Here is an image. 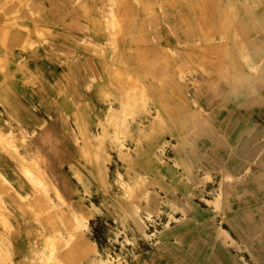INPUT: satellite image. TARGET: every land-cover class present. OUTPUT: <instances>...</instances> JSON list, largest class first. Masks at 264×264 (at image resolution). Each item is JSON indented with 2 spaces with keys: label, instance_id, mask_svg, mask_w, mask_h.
<instances>
[{
  "label": "rangeland",
  "instance_id": "rangeland-1",
  "mask_svg": "<svg viewBox=\"0 0 264 264\" xmlns=\"http://www.w3.org/2000/svg\"><path fill=\"white\" fill-rule=\"evenodd\" d=\"M56 1L68 6L62 20L46 12L45 6L54 5V0H0V52L30 53L35 45L49 40L56 44L55 53H64L65 59L79 53L97 59L96 65L87 63L93 77L87 79L86 90L73 72L68 76V106L73 115L68 133L70 174L65 180L69 195L55 194L58 201L49 199L50 205L39 212L27 206L37 235L28 242L27 253H15L13 230H0V264H89L97 255L95 250L103 253L105 249H109L110 264H177L176 258L185 259L183 251L189 247L194 248L188 256L195 263L239 264L231 248L225 250L217 240L220 228L236 239L227 222L233 215L208 201L223 189L235 211L250 207H241L240 202L251 198L260 204L264 196V153L249 162L250 169L243 174L235 173L227 159L228 152L233 157L243 155L248 135L264 133V0H209L206 7V0ZM204 10L211 18L203 17ZM215 15L222 26L212 29ZM15 22L32 30L26 42L7 35ZM34 25L43 30L33 32ZM213 79L219 83L220 94L203 95ZM109 107L115 112L111 122L106 117ZM13 130L6 136L10 140L6 149L19 145L27 150L31 138L16 127ZM163 143L161 150L158 146ZM31 144L37 146L34 141ZM100 159L105 169L109 167V176L87 187L77 172L87 174ZM23 164L24 169L36 167L37 181L48 182L44 159L36 161L35 167ZM136 169L145 171L150 181L133 190L129 177ZM228 175L232 178L224 185ZM146 188L152 191L149 202L138 199ZM41 192L46 197L49 189ZM155 192L187 211L183 225L172 221V232L166 227V206ZM131 202L140 209L138 216H133ZM5 217L0 213V220ZM78 224L76 234L70 236L67 228ZM246 257L249 264H264L250 254Z\"/></svg>",
  "mask_w": 264,
  "mask_h": 264
},
{
  "label": "crops",
  "instance_id": "crops-1",
  "mask_svg": "<svg viewBox=\"0 0 264 264\" xmlns=\"http://www.w3.org/2000/svg\"><path fill=\"white\" fill-rule=\"evenodd\" d=\"M54 1V5L45 6L46 12L65 17V14H68V6ZM60 17L58 20H62ZM55 46L54 42L46 40L42 45H35L30 53L18 49L14 50L13 54L0 52V134L7 139L6 136L13 134V128L16 127L28 140L31 138L28 144L26 142L29 147L27 150L19 145L8 150L0 149V176L4 180L0 183V213L6 214L5 219L0 220V230L10 228L15 232L11 243L15 253L20 256L28 252V242L37 236L34 233L36 223L32 222L27 206L39 212L50 205L49 199L58 201L55 194L62 198L69 195V187L65 180L66 174H70L68 164L72 148L68 133L72 128L73 115L68 106L71 105L68 103L70 101L68 76L70 71L73 72L81 81V88L86 90L87 79L93 77L87 63L88 61L94 65L97 63V59H88L80 53L65 59L64 53H55ZM83 93L87 97L88 93L86 91ZM79 106L81 111V105ZM10 120L13 123L11 125ZM19 133L16 132V136L22 138L19 137ZM248 138L247 144L242 146V156L233 157L227 153L231 168L237 174L246 173L250 169L249 162L257 161L264 153V133L248 135ZM32 141L37 143V146L32 145ZM241 141L242 139L239 140ZM43 159L47 183H40L35 179L37 174L35 163L36 161L42 163ZM234 161L238 162L239 166L234 164ZM23 163L25 166L31 164L35 167L34 170H30L29 167L24 169ZM46 187L49 194L45 197L41 190ZM260 201L259 204L249 198L245 202H240L241 207H250L235 211L247 216L251 214L253 220L248 221L246 227L239 232L232 230L231 233L236 239L241 238L250 243L253 246V253L262 261L264 196H261ZM193 250V247L184 250L183 254L186 257L185 259L177 257V264H199L195 263L194 257L191 256ZM231 250L235 254L232 248ZM222 252L225 253L224 250ZM232 252L228 254L231 255ZM189 254L191 255L188 256Z\"/></svg>",
  "mask_w": 264,
  "mask_h": 264
},
{
  "label": "bare ground",
  "instance_id": "bare-ground-1",
  "mask_svg": "<svg viewBox=\"0 0 264 264\" xmlns=\"http://www.w3.org/2000/svg\"><path fill=\"white\" fill-rule=\"evenodd\" d=\"M118 1V0H117ZM221 2L223 1V0H220ZM205 4H203L205 7L207 6V5H209L208 3H210L209 2V0H206V2H204ZM231 3V2H230ZM250 3V2H249ZM258 3V2H257ZM193 4V3H192ZM253 4V3H252ZM260 5L262 4V3H259ZM126 5H127V3H126ZM214 6L216 7V8H218V6L219 5H217L216 4V2H214ZM229 6H231V5H229ZM236 6V5H235ZM226 8V7H225ZM234 9H235V7H234ZM257 9V8H256ZM112 10V9H111ZM225 11V10H224ZM226 11H227V8H226ZM252 11V10H251ZM261 11V10H260ZM112 13V12H111ZM146 13V12H145ZM148 13V12H147ZM262 13V12H261ZM202 14V13H201ZM233 14H234V11H233ZM228 15V17H230L229 16V13L227 14ZM262 15H263V13H262ZM112 16V15H111ZM134 16V15H133ZM216 16V18L218 19H216L214 22H213V24H212V29H216V28H220L222 25H221V22L222 21H220L221 19H220V17H219V15H215ZM203 17L207 20V19H209V18H211L210 16H209V12H207L206 10H204V12H203ZM202 17V18H203ZM233 17V16H232ZM127 20V19H126ZM235 21V20H234ZM119 23V22H118ZM112 24H115V23H112ZM128 24V23H127ZM15 26L14 28H7V30H6V32H7V35L8 36H11V37H13V38H15L16 40H18V41H21V42H26L27 40H28V38H29V35L28 34H32V30L30 29V28H28V27H22L20 24H17L16 22L15 23H13L12 24V26ZM228 25V24H227ZM230 25V24H229ZM118 27V26H117ZM130 29V28H129ZM151 29V28H150ZM41 30H43V28L42 27H39V26H37V25H34L33 26V32H37V33H40V31ZM145 32V31H144ZM120 33V32H119ZM130 37V36H129ZM133 37V36H132ZM134 40V39H133ZM137 40V39H136ZM138 41V40H137ZM118 42V41H117ZM226 44H224V46H225ZM139 48H140V46H139ZM142 48V47H141ZM117 50V49H116ZM226 50V49H225ZM239 50V49H238ZM147 51V50H146ZM167 51V50H166ZM190 51V50H189ZM194 51V50H193ZM213 51V50H212ZM191 52H192V50H191ZM215 52V51H214ZM220 52V51H219ZM227 52H230V51H228L227 50ZM197 53V52H196ZM221 53V52H220ZM186 54H187V52H186ZM145 55H146V58L148 57V55H147V52L145 53ZM241 55V54H240ZM165 57V56H164ZM222 57V56H221ZM231 57H234V56H231ZM211 58V57H210ZM248 58V57H247ZM138 59V58H137ZM142 59V58H141ZM221 59V58H220ZM228 60H229V58H228ZM243 60V59H242ZM112 61H114V60H112ZM119 61H120V59H119ZM138 61V60H137ZM146 61H147V59H146ZM166 61H167V59H166ZM237 61V60H236ZM150 62V61H149ZM254 62V61H253ZM262 62V61H261ZM121 63V62H120ZM123 63V62H122ZM138 63H140V62H138ZM221 63V62H220ZM223 63V62H222ZM110 64V63H109ZM142 64V63H141ZM141 64H139V68H141ZM147 64H149V63H147ZM146 64V65H147ZM160 64V63H159ZM111 65H112V63H111ZM110 65V66H111ZM123 65H125V64H123ZM141 65V66H140ZM150 65H151V63H150ZM149 65V66H150ZM177 65V64H176ZM259 65V64H258ZM126 66H127V64H126ZM161 66V65H160ZM230 66V65H229ZM261 66V65H260ZM119 67V66H118ZM129 67V66H128ZM142 67H144V66H142ZM255 67V66H254ZM124 68V67H123ZM248 68V67H247ZM261 68H263V64H262V67ZM111 69V68H110ZM146 69V68H145ZM181 69V68H180ZM219 69V68H218ZM248 69H250V68H248ZM121 70H122V68H121ZM125 70H127V69H125ZM203 70V69H202ZM222 70V69H221ZM237 70V69H236ZM138 71H140L139 69H138ZM147 71V70H146ZM175 71V70H174ZM251 71H253V70H251ZM256 71V70H255ZM121 72V71H120ZM143 72H144V68H143ZM238 72H239V70H238ZM254 72V71H253ZM257 72H259V70L258 71H256V74H257ZM125 73H127V72H125ZM149 73V72H148ZM121 74V73H120ZM135 74H137V73H135ZM151 73H149V74H147V75H150ZM249 75H250V73H248ZM252 74H254V73H252ZM126 76H127V74H125ZM124 75V76H125ZM118 76V75H117ZM153 76H155V75H153ZM251 76V75H250ZM253 76V75H252ZM110 77V76H109ZM139 77H141V76H139ZM162 77V76H161ZM125 78V77H124ZM132 78V77H131ZM131 78H130V80H131ZM134 78H135V76H134ZM145 78V77H144ZM252 78V77H251ZM126 79H127V77H126ZM133 79V78H132ZM147 79V78H146ZM249 79H250V77H249ZM117 80V79H116ZM127 80H129V79H127ZM159 80H161V79H159ZM118 81V80H117ZM125 82V84H127L126 83V80H124ZM135 81V80H134ZM143 81V80H142ZM5 82V81H4ZM119 82H121V81H119ZM129 82V81H128ZM137 82V81H136ZM116 83V82H115ZM133 84V82H131L130 81V85H131V87H132V84ZM169 83H171V81L169 82ZM136 84V83H135ZM146 84V83H145ZM219 83H218V81H216V80H212L211 81V83H209V90L208 91H204L203 92V95H205V93H210V94H212V95H215V96H217V95H219L220 94V87H219V85H218ZM130 85H128V86H130ZM144 86V87H146L143 83L141 84V86ZM151 85H153V84H151ZM160 85V84H159ZM173 85H174V83H173ZM176 85V84H175ZM127 86V87H128ZM141 86H139L140 88H141ZM142 86V87H143ZM162 86V85H161ZM177 86V85H176ZM118 87V86H117ZM137 87V86H136ZM148 87V86H147ZM152 87V86H151ZM158 87H160V86H158ZM138 88V87H137ZM136 88V89H137ZM162 88V87H161ZM119 89H120V87H119ZM139 89V88H138ZM156 89V88H155ZM160 89V88H159ZM242 89V88H241ZM142 91H143V88L141 89ZM151 90V89H150ZM176 90H177V88H176ZM124 91V90H123ZM145 91V90H144ZM148 92V91H147ZM156 92H157V90H156ZM122 93V92H121ZM144 93V92H143ZM180 93H182V92H180ZM107 94V93H106ZM130 94V93H129ZM154 94V93H153ZM162 94V93H161ZM237 94V93H236ZM235 94V95H236ZM240 94V93H239ZM126 94H124V96H125ZM140 95V94H139ZM147 95V94H146ZM108 96V95H107ZM134 96V94L132 95V97ZM140 96H142V95H140ZM170 96V95H169ZM169 96H167V97H169ZM175 97V96H174ZM177 97V96H176ZM183 97V96H182ZM178 98V97H177ZM161 99V98H160ZM181 98H179V100H180ZM137 100V99H136ZM138 101V100H137ZM180 101H182V100H180ZM183 103H184V101H183ZM126 104V103H125ZM177 104V103H176ZM179 104V103H178ZM177 104V105H178ZM127 105H129V104H127ZM184 105H186L185 103H184ZM160 106H162V104L160 105ZM171 109L172 108H174V107H170ZM157 111H158V109H156ZM166 110V109H165ZM181 110V109H180ZM168 111V110H167ZM195 111V110H194ZM193 110H191V111H188V112H190V113H195ZM169 113V112H168ZM114 115H115V112H114V109H113V107H109L108 108V110H107V113H106V117H107V120L109 121V122H111V120H113V117H114ZM176 115H177V111H176ZM153 116V115H152ZM194 116H195V114H194ZM200 116V115H199ZM155 117V116H154ZM177 117H179V116H177ZM191 117V116H190ZM202 117V116H201ZM202 119H204V118H202ZM170 121V120H169ZM182 121V120H181ZM196 121V120H195ZM168 122V121H167ZM169 123V122H168ZM172 123V122H171ZM164 124H167L166 122L164 123ZM164 124H163V126H164ZM103 126V125H102ZM193 126H194V123H193ZM210 126H212L211 125V123H210ZM198 127V126H197ZM81 129H83V128H81ZM190 129V128H189ZM82 131V130H81ZM84 131V130H83ZM103 131V130H102ZM172 131V130H171ZM171 131H169V132H171ZM120 133V132H119ZM194 133V132H193ZM86 134V136H88V134L87 133H85ZM97 135H99V134H97ZM100 136V135H99ZM221 136V135H220ZM93 137V136H92ZM90 138V137H89ZM6 138H4L1 134H0V149H5V148H7V145L10 143V140L9 139H6ZM87 139L88 138H86V142H87V144L90 146V144L88 143V141H87ZM95 139H96V143H99L100 144V140H99V138L97 139V137H95ZM114 139V138H113ZM12 146V145H11ZM124 146V145H123ZM161 150H162V148L164 147V143L163 144H161V145H159L158 146ZM127 148V147H126ZM94 149L96 150V147H94ZM121 152V151H120ZM17 153V152H16ZM99 153H101V152H99ZM162 154V153H161ZM137 156V155H136ZM162 156V155H161ZM102 157H103V155H102ZM110 157H111V155L109 154L108 156H107V158L109 159V161H110ZM160 159H161V157H160ZM177 161V160H176ZM103 160H101L100 159V161L99 162H95V164H94V169L91 171H89L87 174H84L82 171H79V172H77V176H78V178H79V180L82 182H85V184H86V186L88 187L89 186V184L94 180H96V181H99V180H103V179H106V178H108V176H109V174H108V169H109V167H106V169H105V166L103 165ZM74 163L71 161L70 162V165L72 166ZM178 166V165H177ZM132 171V170H131ZM44 173H45V171H44ZM28 174V173H27ZM29 175H31L30 173H29ZM4 178V177H3ZM231 178H232V176L231 175H228L227 176V178H225L224 179V181H223V184L225 185V184H228L229 182H230V180H231ZM4 180L2 179V177L0 176V183H2ZM148 181H150L149 180V178H148V175H147V173L145 172V171H142V170H138V169H136L135 170V173L133 174V175H131L130 177H129V182H130V186H131V188L133 189V190H136V189H138L141 185L142 186H146V184L148 183ZM31 182V181H30ZM205 182V181H204ZM222 183V182H221ZM35 184V183H34ZM36 185V184H35ZM152 185H154V183L152 184ZM37 186V185H36ZM39 186H40V183H39ZM3 187V186H2ZM1 187V188H2ZM128 187V186H127ZM11 188V187H10ZM14 188V187H13ZM129 189V188H128ZM72 190H74V189H72ZM105 190H106V188H105ZM10 191V190H9ZM151 192L152 191H150L149 189H147L146 188V192H144V193H142V196L141 197H138V199L139 200H141V199H144V200H146L147 202H149V201H151L152 200V195H151ZM57 193V192H56ZM156 193V195L157 196H159L160 197V195H159V193L158 192H155ZM190 194V193H189ZM161 199H163V201L161 202V204H165V206H166V209H165V213H166V215H167V223H166V227L168 228V231H170V232H172L173 231V222L172 221H174L175 223H182L181 225H183V219H182V217H183V215L184 216H187V211H186V209L184 208V207H182L181 205H179L175 200H173V199H170V198H168V197H160ZM205 200V199H204ZM210 204H212L215 208H217V209H219V208H222L224 211H226V212H228V213H232V217H231V219H229V221H227V214H226V216H225V218H224V221H227L228 222V224H229V226L233 229V230H235V231H240V229L242 230V229H244L245 227H246V225H247V223H248V221H250V220H253L251 217H252V215L251 214H249L248 216L247 215H243V213H241L240 211H233L232 209H231V201L229 200V197H228V194H227V192L225 191V190H221L218 194H216L215 195V198L212 200V201H208ZM2 204V203H1ZM130 208H131V210H132V212H133V216H138V214H139V211H140V209L137 207V205L135 204V203H133V202H131L130 203ZM179 215H182L181 217H178ZM124 217H125V219H127L128 218V216H127V214L125 215H123ZM132 218V217H131ZM83 219V218H82ZM133 219V218H132ZM135 221V220H134ZM80 222H81V220H80ZM133 223H135V222H133ZM221 223V222H220ZM1 224V223H0ZM135 225V224H134ZM79 226V224L77 225V226H75V227H68L67 228V232H68V234L70 235V236H74L75 234H76V228ZM42 227H44V225H42ZM134 227V226H133ZM136 228V230L137 231H139L140 233H142L143 234V232H142V230L139 228V227H134V229ZM8 234V233H7ZM6 234V235H7ZM10 235V234H9ZM2 236V235H1ZM6 239V238H5ZM217 240H219L221 243H223L224 245H225V247H229V248H232L234 251H235V256H237V258L239 259V264H249V261H248V259H247V257H246V254H250L251 255V257H252V259L254 260V261H257L258 259L254 256V255H252L253 254V246L250 244V243H246L243 239H235V238H233L232 236H231V234H230V232L227 230V229H225V228H220V229H218V232H217ZM9 241V240H8ZM129 244V243H128ZM135 246V245H134ZM136 247V246H135ZM95 252H96V254L97 255H95L94 257H92V258H90L88 261H89V264H110V259H109V249L107 250V249H105L104 251H103V253L100 251V250H95ZM138 253V252H137ZM102 254H106V256H102ZM82 259V258H81ZM14 260L15 261H17V259H15L14 258ZM113 261V260H112ZM81 262V261H80ZM84 262V261H83ZM114 262V261H113ZM256 263V262H255ZM115 264V263H114Z\"/></svg>",
  "mask_w": 264,
  "mask_h": 264
},
{
  "label": "built area",
  "instance_id": "built-area-1",
  "mask_svg": "<svg viewBox=\"0 0 264 264\" xmlns=\"http://www.w3.org/2000/svg\"><path fill=\"white\" fill-rule=\"evenodd\" d=\"M145 212V215H147V211H144Z\"/></svg>",
  "mask_w": 264,
  "mask_h": 264
}]
</instances>
